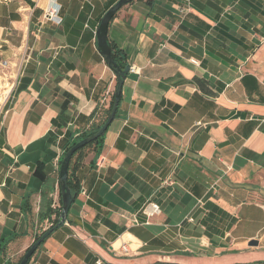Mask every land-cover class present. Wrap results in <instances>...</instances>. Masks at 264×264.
Returning a JSON list of instances; mask_svg holds the SVG:
<instances>
[{
  "label": "crops",
  "instance_id": "1",
  "mask_svg": "<svg viewBox=\"0 0 264 264\" xmlns=\"http://www.w3.org/2000/svg\"><path fill=\"white\" fill-rule=\"evenodd\" d=\"M117 1L0 0V264L52 225L65 147L110 106L97 30ZM108 38L135 70L27 264H264V0H133Z\"/></svg>",
  "mask_w": 264,
  "mask_h": 264
},
{
  "label": "water",
  "instance_id": "2",
  "mask_svg": "<svg viewBox=\"0 0 264 264\" xmlns=\"http://www.w3.org/2000/svg\"><path fill=\"white\" fill-rule=\"evenodd\" d=\"M133 0H118L114 5H112L108 11L104 14V16L101 19L100 26L97 30V38H98V47L99 50L105 59V61L114 69L116 78H117V86L114 93V103L112 106V110L110 114L108 115L106 121L103 123L101 128L94 134L78 141L76 144H74L65 154L61 167H60V184H61V193H62V210L59 216V220L56 223V225L45 231L37 240L33 242V244L28 248V250L25 252V254L22 256L19 264H27L32 257V255L36 252L38 247L46 240L47 237L57 228L62 226L66 220L67 216L70 210V207L74 201V197L71 193V190L68 186V173H69V165L70 161L74 155V153L79 150L80 148L86 146L87 144L91 143L92 141L99 138L101 135L105 133V131L108 129L110 124L113 122L119 103L121 100L123 85L125 82V79L129 75L131 71V66L127 65L124 69L117 66L116 62L113 60L111 56V49L108 42V27L112 20V18L116 15V13L126 4L130 3ZM250 245L255 246L258 245L257 240H251Z\"/></svg>",
  "mask_w": 264,
  "mask_h": 264
},
{
  "label": "trees",
  "instance_id": "3",
  "mask_svg": "<svg viewBox=\"0 0 264 264\" xmlns=\"http://www.w3.org/2000/svg\"><path fill=\"white\" fill-rule=\"evenodd\" d=\"M102 19V18H101ZM113 19V18H112ZM101 22V21H100ZM111 23V22H110ZM110 25V24H109ZM100 26V24H99ZM99 28V27H98ZM108 30H109V27H108ZM108 42H109V46H110V49H111V56L113 58V60L116 62L117 66H119L120 68L124 69L127 65H128V62H127V59H126V55H125V52L118 48L112 41L109 40L108 38ZM111 67V66H110ZM112 68V67H111ZM113 69V68H112ZM114 70V69H113ZM113 103H114V95L112 97V100H111V103H110V106L109 108L106 110L105 114H104V117L100 120L99 123L95 124L94 126H92V128H90L89 130L87 131H83L82 133H80L79 135H77L76 137H74V139L65 147V151H64V154H63V158L66 154V152L74 145L76 144L78 141L96 133L100 128L101 126L103 125V123L106 121L108 115L110 114L111 110H112V106H113ZM118 111V110H117ZM96 113V112H95ZM94 113V114H95ZM117 114V113H116ZM107 131V130H106ZM105 131V132H106ZM104 135H101L99 138H97L96 140L92 141L91 143L87 144L86 146L80 148L79 150H77L71 161H70V165H69V173H68V186L71 190V193L74 197V200L75 198L78 196L79 192H80V185H79V180L75 177V173H74V170H75V161H76V158L85 150V149H92L95 153V156H98L100 153H101V150L103 148V140H104ZM62 163V160L60 162V164ZM61 185V184H60ZM62 204H63V201H62ZM61 210H62V206L60 207V209H58L57 211H54L51 207L48 208V210L46 211H41V213L39 214V218L41 220L43 219H46L48 218L52 225L48 228V229H51L53 228L56 223L58 222L59 220V216H60V213H61ZM55 214V217L53 218L52 216ZM45 232V231H44ZM43 232V233H44ZM42 233V234H43ZM41 234V235H42ZM39 235L36 240L41 236ZM47 239V238H46ZM33 256V255H32ZM31 259V258H30ZM21 260V259H20ZM30 261V260H29ZM20 261H18L17 263L15 264H19ZM9 264H12V263H9Z\"/></svg>",
  "mask_w": 264,
  "mask_h": 264
},
{
  "label": "built area",
  "instance_id": "4",
  "mask_svg": "<svg viewBox=\"0 0 264 264\" xmlns=\"http://www.w3.org/2000/svg\"><path fill=\"white\" fill-rule=\"evenodd\" d=\"M61 11V6L57 3H53L51 7H49L45 13V18L52 20L56 23H61L62 18L60 17L59 13ZM132 71H134V68H131ZM8 100V97H5L3 99V104H5ZM1 108V107H0ZM3 113L2 108L0 109V115ZM3 126V121L0 118V135H1V128ZM161 209L160 206L157 203H149L144 207V212L147 214L148 217H152L160 213ZM124 249L127 250L126 246H124ZM97 264H101V261L98 260Z\"/></svg>",
  "mask_w": 264,
  "mask_h": 264
}]
</instances>
